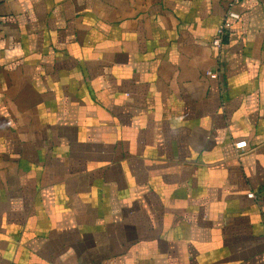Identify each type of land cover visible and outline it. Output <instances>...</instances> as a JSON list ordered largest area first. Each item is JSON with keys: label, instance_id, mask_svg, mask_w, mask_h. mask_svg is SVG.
<instances>
[{"label": "crops", "instance_id": "0c3cea01", "mask_svg": "<svg viewBox=\"0 0 264 264\" xmlns=\"http://www.w3.org/2000/svg\"><path fill=\"white\" fill-rule=\"evenodd\" d=\"M231 1L0 0V264H264V0L218 48Z\"/></svg>", "mask_w": 264, "mask_h": 264}, {"label": "built area", "instance_id": "2783aa9c", "mask_svg": "<svg viewBox=\"0 0 264 264\" xmlns=\"http://www.w3.org/2000/svg\"><path fill=\"white\" fill-rule=\"evenodd\" d=\"M239 2H240V0H232L229 3V10H228L226 19H225L224 23L221 24L219 26V28L217 29V34L213 39V45H215L218 48H220L223 44L224 38L227 34V28L230 26L231 20H235V19L240 18V14L234 9L235 5ZM206 73H207V75L211 76L212 78L218 77V73L215 71L207 70ZM235 146L237 149H244L245 147H247V140L237 141L235 143ZM249 195L253 196L254 194L250 193Z\"/></svg>", "mask_w": 264, "mask_h": 264}]
</instances>
